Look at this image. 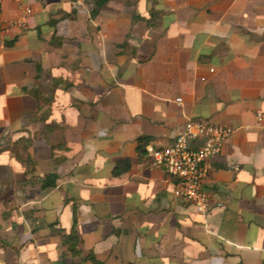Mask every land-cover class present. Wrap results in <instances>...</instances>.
I'll list each match as a JSON object with an SVG mask.
<instances>
[{
    "label": "crops",
    "instance_id": "1",
    "mask_svg": "<svg viewBox=\"0 0 264 264\" xmlns=\"http://www.w3.org/2000/svg\"><path fill=\"white\" fill-rule=\"evenodd\" d=\"M95 7L0 0V264H264V0ZM190 119L234 128L206 214L148 150Z\"/></svg>",
    "mask_w": 264,
    "mask_h": 264
},
{
    "label": "built area",
    "instance_id": "2",
    "mask_svg": "<svg viewBox=\"0 0 264 264\" xmlns=\"http://www.w3.org/2000/svg\"><path fill=\"white\" fill-rule=\"evenodd\" d=\"M31 12L30 7H24L16 23L26 27ZM257 119L264 121L262 111L257 113ZM233 131V126L228 124L190 119L170 145L148 149L152 164L163 168L174 181L175 194L190 201L201 213L212 209L211 195L205 187L211 162L223 153Z\"/></svg>",
    "mask_w": 264,
    "mask_h": 264
},
{
    "label": "trees",
    "instance_id": "3",
    "mask_svg": "<svg viewBox=\"0 0 264 264\" xmlns=\"http://www.w3.org/2000/svg\"><path fill=\"white\" fill-rule=\"evenodd\" d=\"M96 7L92 11V15H96L99 10L106 6L109 0H94ZM148 143L147 138H139L138 140V150L142 153L146 151V145ZM132 161L129 158L120 159L113 169L114 175H121L123 173L128 172L131 169ZM57 182V175L51 173L47 175L44 185L45 186H55ZM63 242L67 245L68 249L72 253H78V246L81 242L79 234L77 230L74 228L71 232L65 233L63 236ZM89 258L93 261L94 264H106L104 262L99 261L95 256L91 255Z\"/></svg>",
    "mask_w": 264,
    "mask_h": 264
}]
</instances>
